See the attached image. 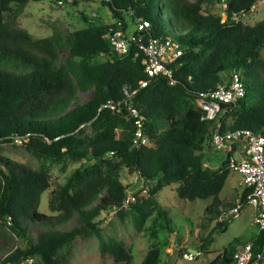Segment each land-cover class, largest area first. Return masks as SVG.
<instances>
[{"label": "trees", "instance_id": "1", "mask_svg": "<svg viewBox=\"0 0 264 264\" xmlns=\"http://www.w3.org/2000/svg\"><path fill=\"white\" fill-rule=\"evenodd\" d=\"M27 1L0 0V142L18 139L36 157L80 163L49 191L47 207L54 212L49 214L37 210L39 195L49 186L47 169L31 168L0 153V224L26 241L2 254L0 261L36 255L38 264H64L58 251L76 236L92 232L100 254L128 264L129 248L116 239H103L96 219L101 210H115L119 216L129 215L139 230L151 213L148 198L139 203L136 194L123 204L127 192L119 179L121 168L145 182L148 197L169 183H175L176 195L183 199L211 196L204 210L218 219L225 210L218 193L229 171L230 151L217 167L204 165L203 150L214 148L209 142L212 120L193 102L235 70L244 93L225 109L220 130L264 133V58L259 53L264 48V18L248 24L235 17L257 0H223V17L203 10V4L212 0H99L114 19L92 14L93 20L80 12L84 25L64 37L57 32L37 36L12 26L10 19ZM78 1L89 0H61ZM138 18L149 22L146 35L168 39L181 49L172 64L171 83L159 75L137 87L146 78L142 53L130 42L127 53L117 54L102 35L107 26L117 23L130 31ZM58 48L66 50L61 62H57ZM98 54L106 58L89 64L87 59ZM88 88L89 96L78 101L76 90ZM133 88L131 95L124 92ZM128 103L140 117L145 143L131 144L133 117ZM228 114L229 122L223 120ZM85 127L91 130L88 137L83 134ZM125 127L128 132L122 131ZM117 128L121 130L116 132ZM246 191L243 188L237 197L244 200ZM74 214L75 223L63 228ZM31 223L40 226L34 237L26 235ZM215 226L224 228V220H216ZM208 240L210 234L195 249L205 250ZM248 241L251 260L256 252L261 254L259 264L264 258V228ZM233 249V245L223 247L207 264H229ZM159 252L151 242L137 264H158Z\"/></svg>", "mask_w": 264, "mask_h": 264}, {"label": "rangeland", "instance_id": "2", "mask_svg": "<svg viewBox=\"0 0 264 264\" xmlns=\"http://www.w3.org/2000/svg\"><path fill=\"white\" fill-rule=\"evenodd\" d=\"M223 8V0H212L203 4V10L213 12L221 17L224 15ZM80 12L92 17L93 20L95 19L92 14H96L102 20L111 21L114 19L108 7L101 4L99 0L78 1L75 4L71 2L57 4L53 0H29L21 8L20 13L10 21H12V26L23 28L37 36L57 32L64 37L70 31L84 25ZM11 15L12 11L7 13V17H11ZM235 17L248 24L264 18V0H257L248 11ZM161 21L165 24L164 13L161 16ZM259 53L264 58L263 47L260 48ZM65 54V49L58 48L57 62H61ZM75 58L77 59V57ZM105 58L104 54H98L88 58L87 61L89 64L97 65ZM90 92V88L77 89L76 99L83 101ZM193 104L196 105L195 101ZM230 117L229 114L225 115L223 120L229 122ZM128 128L125 127L122 131L128 132ZM120 130L121 128H117L116 132ZM83 134L88 137L91 130L85 127ZM127 134L129 135V133ZM0 153L31 168L44 167L47 169L49 186L40 193L37 210L49 214L54 213L47 207L49 191L63 183L70 171L80 161L71 159L49 161L47 158L36 157L18 139H14L12 142H0ZM225 154V150L209 147V149L203 150L202 162L210 168H215L223 162ZM238 177L237 172L229 170L218 193V198L224 203L225 209L234 200V196L232 197L231 194ZM119 179L125 184L126 192L136 194L137 199L135 200L139 203L148 198L146 203L151 210L139 230L134 227L129 215L119 216L115 210H101L96 216L103 239H116L129 248L132 258L128 264H137L151 242L156 243L160 250L158 264H207L211 258L222 251L223 247L233 245L235 248L236 245L244 239L247 240L257 231L251 218L250 205H242L236 216L225 218L224 228L218 226L213 228L218 220L217 216L204 210L205 206L212 201L211 196L193 200L183 199L176 195L175 183H169L148 197L145 182L135 172L121 168ZM225 204H229V206H225ZM161 213L168 216L169 219H165ZM75 217L76 214L62 227H71L75 223ZM39 228L40 226L37 224H29V231L26 235L34 237ZM208 234H210L211 240H208L204 245L206 251L201 250L200 254L191 260L181 256L182 252L189 251V247L199 248ZM25 242V237L12 233L5 225L0 224V256L14 246H23ZM58 253L63 256L64 264H117L110 254H100L98 240L92 232L76 236L67 247L60 249ZM259 264H264V258L259 261Z\"/></svg>", "mask_w": 264, "mask_h": 264}, {"label": "built area", "instance_id": "3", "mask_svg": "<svg viewBox=\"0 0 264 264\" xmlns=\"http://www.w3.org/2000/svg\"><path fill=\"white\" fill-rule=\"evenodd\" d=\"M57 4H61V0H58ZM148 27L147 19L138 18L130 31L122 30L117 23L107 26L102 34L109 42L111 50L117 54L127 53L130 42L142 53L143 71L146 78L138 81L137 87L145 86L151 77L159 75L164 76L171 83L173 81L172 64L181 53V49L172 41L159 36L146 35L145 31ZM135 90L136 88H133L129 92L127 90L124 92L131 95ZM243 93L244 87L240 75L233 70L226 80L218 82L208 92L200 93L195 99V103L202 111L203 116L212 120L209 126V142L214 148L227 152L234 142H238L243 148V153H239L238 156L229 153L226 157V164L229 170L238 173V182L243 188H247L245 199L241 200L236 197L232 204L218 216V219L224 220L236 216L241 206L244 203H249L255 206L253 223L257 229H260L264 228V133L246 128L220 130L218 119L219 112L232 107ZM130 105L131 103H128L127 107L129 114L133 117L131 144L145 143L140 117ZM133 200L134 196L127 192L123 204ZM198 254L200 251L194 249V251L182 252L181 256L191 260ZM252 254L251 243L245 241L232 250L229 264H258V260L261 258L260 252H256V258L253 260H251ZM36 260H38V256L27 255L12 261L1 260L0 264H38Z\"/></svg>", "mask_w": 264, "mask_h": 264}, {"label": "crops", "instance_id": "4", "mask_svg": "<svg viewBox=\"0 0 264 264\" xmlns=\"http://www.w3.org/2000/svg\"><path fill=\"white\" fill-rule=\"evenodd\" d=\"M129 29H131V27L129 28ZM229 73V72H228ZM228 73L226 74V75H228ZM225 111H222V112H219V114H218V119H219V121H220V118L222 117V115H223V113H224ZM229 151H230V153L231 154H233V155H235V156H238L239 155V153H243V148H242V146H240V144L238 143V142H234V143H232L231 144V147H230V149H229ZM229 172V171H228ZM227 175H228V173H227ZM227 177V176H226ZM238 180H239V177L237 178V180H236V182L234 183V185H235V188H234V191H233V193L231 194V196L233 197L234 196V198H236V196H238L240 193H241V191H242V189H243V186L238 182ZM220 199V198H219ZM221 201V200H220ZM244 205L246 206V205H250V211H251V218H252V221H253V216H254V214H255V211H256V209H255V206H253V205H251V204H249V203H244ZM244 206V207H245ZM257 228V227H256ZM254 233H256V232H254ZM253 233V234H254ZM252 234V235H253ZM251 235V236H252ZM250 236V237H251ZM249 238V237H248ZM248 238H247V240H248ZM245 240V239H244ZM247 240H245V241H247ZM237 246V245H236ZM189 250H191V249H194V247H189L188 248ZM169 250V249H168Z\"/></svg>", "mask_w": 264, "mask_h": 264}, {"label": "water", "instance_id": "5", "mask_svg": "<svg viewBox=\"0 0 264 264\" xmlns=\"http://www.w3.org/2000/svg\"><path fill=\"white\" fill-rule=\"evenodd\" d=\"M190 251H194V249H191Z\"/></svg>", "mask_w": 264, "mask_h": 264}]
</instances>
